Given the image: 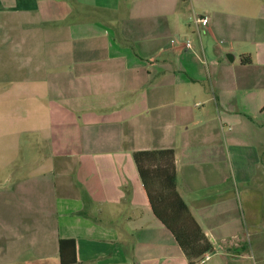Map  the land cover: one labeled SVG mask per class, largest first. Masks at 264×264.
Here are the masks:
<instances>
[{"label": "crops", "instance_id": "1", "mask_svg": "<svg viewBox=\"0 0 264 264\" xmlns=\"http://www.w3.org/2000/svg\"><path fill=\"white\" fill-rule=\"evenodd\" d=\"M1 51L0 264H61V239L191 264L135 163L156 150L207 264H264V0H0Z\"/></svg>", "mask_w": 264, "mask_h": 264}, {"label": "trees", "instance_id": "2", "mask_svg": "<svg viewBox=\"0 0 264 264\" xmlns=\"http://www.w3.org/2000/svg\"><path fill=\"white\" fill-rule=\"evenodd\" d=\"M135 163L155 215L172 232L191 264L206 253L215 254L214 245L191 214L177 189L175 152L173 150L140 151ZM61 264H77L75 239H61Z\"/></svg>", "mask_w": 264, "mask_h": 264}, {"label": "rangeland", "instance_id": "3", "mask_svg": "<svg viewBox=\"0 0 264 264\" xmlns=\"http://www.w3.org/2000/svg\"><path fill=\"white\" fill-rule=\"evenodd\" d=\"M1 53H3L2 51L0 52V54ZM4 62H3V60H0V96H1V98H0V103L2 102V101H5V99H3L4 98V93H5V90L8 88V86H9V84H5L6 82H5V80L8 78V77H6L5 76V74H4V72H5V68L3 67V64ZM3 94V95H2ZM21 100L19 99V98H16V97H13V104H14V106L13 107H15L14 108V111L15 110H17V112L18 113H21ZM14 119H20V116H14ZM25 151V149H23V151H22V153H20L21 155H23V152Z\"/></svg>", "mask_w": 264, "mask_h": 264}, {"label": "built area", "instance_id": "4", "mask_svg": "<svg viewBox=\"0 0 264 264\" xmlns=\"http://www.w3.org/2000/svg\"><path fill=\"white\" fill-rule=\"evenodd\" d=\"M209 19L208 18H204V19H198L197 23L202 24L203 26L208 25ZM188 49H192V44L190 41H188V43L186 44ZM213 254L212 253H206L203 257H201L197 264H207L211 259H212Z\"/></svg>", "mask_w": 264, "mask_h": 264}]
</instances>
